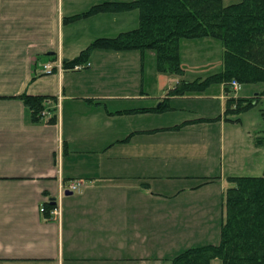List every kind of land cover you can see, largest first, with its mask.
<instances>
[{
    "label": "crops",
    "instance_id": "crops-1",
    "mask_svg": "<svg viewBox=\"0 0 264 264\" xmlns=\"http://www.w3.org/2000/svg\"><path fill=\"white\" fill-rule=\"evenodd\" d=\"M125 1L0 0V264H146L145 252L153 248L156 238L178 237V199L194 189L177 185L192 179L171 175L181 170L179 164L159 159L165 158L163 150L170 155L174 148L160 143L150 157L149 147L140 145L142 160L161 164L144 165L136 173L128 172L135 175L126 176V124L110 126L116 117L122 119L126 108L111 110L108 102L126 101V95L80 93L75 87L74 74L126 69L101 68L100 61H95L98 49L81 67L62 69L63 62L76 58L93 41L126 32V23L115 25V17L126 16L125 11L67 19L102 3ZM190 45L211 46V42ZM148 53L144 56L155 60L154 53ZM45 65L55 73L46 75ZM216 87L214 97L226 101L223 86ZM22 94L55 98V103L46 104L39 124L30 123L23 103L14 98ZM174 98L185 99L170 97ZM155 99L161 100L162 95ZM101 110L105 112L102 119L83 116ZM51 115L56 117L52 125L46 122ZM171 128L159 132L180 130ZM79 137L100 139L102 148L70 150ZM115 150L121 153L115 156ZM175 153L185 151L180 148ZM77 162L81 166L75 167ZM209 179L204 178L201 185ZM79 180L85 187L66 196L67 184ZM46 202L60 208L59 218L46 219L40 212ZM128 238L138 243L127 245Z\"/></svg>",
    "mask_w": 264,
    "mask_h": 264
},
{
    "label": "rangeland",
    "instance_id": "rangeland-1",
    "mask_svg": "<svg viewBox=\"0 0 264 264\" xmlns=\"http://www.w3.org/2000/svg\"><path fill=\"white\" fill-rule=\"evenodd\" d=\"M132 1L134 0L110 3H129ZM236 2L239 0H226L225 5ZM125 12L126 16L115 17V25L126 23V32L136 29L139 25L138 10H126ZM190 44L182 42L181 45L182 68L185 70L183 72L185 76L181 77L185 81L202 80L220 69L222 66V48L218 42L212 41L211 46H193ZM98 51L95 61H100L101 68L126 69V72H81V74H74L77 76L74 83L80 93L91 91L106 94L113 98L126 95V101H108L111 110H115L117 107L126 108V112H121L123 113L122 119L118 120L116 117L112 121L113 124H110L114 129L119 124H126V158H129L126 160V176L135 175L133 173L128 174V172L136 173L144 165L156 167L161 164H147L138 154V147L142 145L149 147L150 157L154 156L157 152L154 147L161 143L164 147L174 148V153L168 155V149L163 150L161 156L165 158L159 159L168 161L170 158L169 162L179 164L181 169L171 175L192 178L184 179L177 184L194 189L193 192H189L178 199L179 203L176 206L179 212L176 222L179 228L178 237H163L161 240L156 238V244L154 245L152 242L153 248L145 252V257L149 258L146 264H165L166 261L188 249L218 245L221 227L226 218L225 195L227 189L232 187L228 179L262 177L264 175V147L255 146V138L264 135V97L259 99L255 106L238 115L227 113L226 101L214 97L213 93L217 90L216 86L209 87L200 95H188L194 98L187 99L188 96L186 95L184 96L185 99H170V97H182L169 94L176 88L179 81L168 74L150 72L153 68L155 69V60L152 61L150 58H146V55L144 56L148 52L141 53L136 50L116 52L103 49H98ZM207 59H210L208 60L209 63H207ZM192 67L197 70L192 72ZM91 69L97 68L92 66ZM142 70L145 72H140ZM54 73L53 71L46 75ZM262 91H264V84L244 85L238 92H234L230 96L253 98ZM161 95V100L155 99ZM163 96L166 98L163 99ZM122 102L123 104H121ZM157 107H163V111L157 112ZM149 108L152 111H140ZM45 114L43 111V116ZM83 116L88 119L97 117L102 119L105 117V112L101 110L99 113H88L83 114ZM233 120L236 121L233 122ZM190 123L198 124L192 128L184 127ZM170 127L177 130L181 127L184 128L177 133L159 132L172 131ZM144 128L149 129L147 131L150 132L133 131H141ZM156 130L159 133L153 134L156 133ZM101 143L100 139L79 137L74 140L70 150L81 152L100 150L102 148ZM180 148L184 149V154L175 153ZM120 153V151L115 150L112 154L117 156ZM173 155H176L174 159H172ZM83 162L84 159L81 160V164ZM78 166L81 165L77 162L75 167ZM204 178H210L212 183L201 185ZM70 183L81 184V189L85 187V184L80 180L71 181L67 186ZM58 209L60 211V208ZM50 212L49 218L51 217ZM151 241L148 239L147 242L150 244ZM171 242L173 245L170 244ZM126 243L133 245L138 242L134 238H128ZM164 259L166 261L162 262ZM210 264H222V262L219 259H214Z\"/></svg>",
    "mask_w": 264,
    "mask_h": 264
},
{
    "label": "trees",
    "instance_id": "trees-1",
    "mask_svg": "<svg viewBox=\"0 0 264 264\" xmlns=\"http://www.w3.org/2000/svg\"><path fill=\"white\" fill-rule=\"evenodd\" d=\"M226 0H134L127 3H102L67 21L100 13L136 9L139 25L111 39H97L76 58L62 63L72 70L87 62L95 49L111 51L136 50L153 52L159 73L181 77V45L216 41L222 48V66L202 80H179L171 96L200 95L212 86H223L228 99L226 112L238 115L258 103L264 91L253 98L230 96L231 82L241 86L264 84V0H239L225 5ZM21 101L32 124H39L47 103L55 98L22 94ZM140 111H152L150 109ZM163 111V107L157 109ZM55 113V109H49ZM236 120H233V122ZM47 124H55L51 115ZM177 128V127H176ZM256 147H264V135L255 138ZM212 181L205 182L211 183ZM232 184L225 195L226 218L221 227L220 243L188 249L165 264H264V175L262 177L229 178ZM55 207L46 202L45 218Z\"/></svg>",
    "mask_w": 264,
    "mask_h": 264
},
{
    "label": "built area",
    "instance_id": "built-area-1",
    "mask_svg": "<svg viewBox=\"0 0 264 264\" xmlns=\"http://www.w3.org/2000/svg\"><path fill=\"white\" fill-rule=\"evenodd\" d=\"M61 66L59 65L58 66V69L60 68ZM44 71H45V73L47 74H49L50 72H52V67L50 66V65H46L45 67H44ZM231 88H232V90L234 91V92H238L239 90H240V88H241V85L240 84H238L236 81H232L231 82ZM67 191H70V192H75V191H79L80 189H81V184H79V183H74V184H69L68 186H67ZM45 210H44V208L42 207V208H40V212H44ZM51 217H58V216H60V211H59V209L58 208H56V207H54L52 210H51Z\"/></svg>",
    "mask_w": 264,
    "mask_h": 264
},
{
    "label": "water",
    "instance_id": "water-1",
    "mask_svg": "<svg viewBox=\"0 0 264 264\" xmlns=\"http://www.w3.org/2000/svg\"><path fill=\"white\" fill-rule=\"evenodd\" d=\"M65 195L68 196V195H71V192L69 191H65ZM53 202V199L51 200Z\"/></svg>",
    "mask_w": 264,
    "mask_h": 264
}]
</instances>
